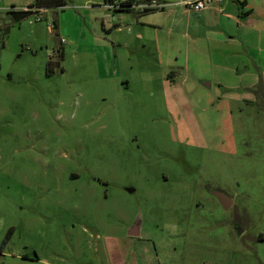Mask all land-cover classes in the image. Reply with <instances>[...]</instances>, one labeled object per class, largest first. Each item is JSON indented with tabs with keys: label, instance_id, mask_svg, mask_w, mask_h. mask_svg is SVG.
<instances>
[{
	"label": "rangeland",
	"instance_id": "rangeland-1",
	"mask_svg": "<svg viewBox=\"0 0 264 264\" xmlns=\"http://www.w3.org/2000/svg\"><path fill=\"white\" fill-rule=\"evenodd\" d=\"M35 1L0 0V264H264L258 89L189 103L106 0Z\"/></svg>",
	"mask_w": 264,
	"mask_h": 264
},
{
	"label": "crops",
	"instance_id": "crops-1",
	"mask_svg": "<svg viewBox=\"0 0 264 264\" xmlns=\"http://www.w3.org/2000/svg\"><path fill=\"white\" fill-rule=\"evenodd\" d=\"M151 1L166 7L147 14L138 10L110 11L112 15L108 17L118 23L111 24L110 31L122 33L121 25H127L128 33L137 36L145 47L154 46L159 64L166 71L167 85L171 87L181 80L182 86H189L190 90L182 95L188 97L189 103H195V92H201L197 86L207 91L213 83L221 88L234 85L239 93L236 97L242 102H251L245 97L256 89L257 97L264 98V0H222L200 13L185 6L196 0ZM114 40L98 52L103 58L102 68L108 71L111 63H118ZM108 51L114 58L106 54ZM122 84L129 87L131 82L126 79ZM212 102L210 97L209 106ZM219 103V108L225 105L230 109L227 97L219 99ZM204 106L201 111L206 113L209 106ZM229 114H233L232 110ZM205 140L212 143L213 138Z\"/></svg>",
	"mask_w": 264,
	"mask_h": 264
},
{
	"label": "trees",
	"instance_id": "trees-1",
	"mask_svg": "<svg viewBox=\"0 0 264 264\" xmlns=\"http://www.w3.org/2000/svg\"><path fill=\"white\" fill-rule=\"evenodd\" d=\"M113 1L114 0H106V4L112 3ZM150 1L151 0H129L128 3L121 5L122 9L117 10L116 12H129L131 10H134L132 9V6L134 4H141ZM65 6H66V0H36L35 4L30 8H28L27 10L11 11V13L15 16L17 20H21L27 15L31 13H39L41 10H44L45 8L58 9V8H63ZM152 11H157V10H147L141 14H147Z\"/></svg>",
	"mask_w": 264,
	"mask_h": 264
},
{
	"label": "built area",
	"instance_id": "built-area-1",
	"mask_svg": "<svg viewBox=\"0 0 264 264\" xmlns=\"http://www.w3.org/2000/svg\"><path fill=\"white\" fill-rule=\"evenodd\" d=\"M129 0H114L112 3L106 4V8L109 11L116 12L117 10L122 9L121 5L128 3ZM222 0H196L195 2H187L185 6L193 11L200 13L207 9L208 7L220 3ZM166 6L158 4L156 1L145 2L141 4H134L132 9L138 10L143 13L147 10H158L164 9Z\"/></svg>",
	"mask_w": 264,
	"mask_h": 264
},
{
	"label": "water",
	"instance_id": "water-1",
	"mask_svg": "<svg viewBox=\"0 0 264 264\" xmlns=\"http://www.w3.org/2000/svg\"><path fill=\"white\" fill-rule=\"evenodd\" d=\"M213 194L218 198L220 204L224 209L226 210L230 209L231 206L233 205V202L226 196V194L222 192H214ZM130 235L131 237H136L137 233L136 234L131 233Z\"/></svg>",
	"mask_w": 264,
	"mask_h": 264
},
{
	"label": "flooded vegetation",
	"instance_id": "flooded-vegetation-1",
	"mask_svg": "<svg viewBox=\"0 0 264 264\" xmlns=\"http://www.w3.org/2000/svg\"><path fill=\"white\" fill-rule=\"evenodd\" d=\"M223 193V192H222ZM227 196V195H226Z\"/></svg>",
	"mask_w": 264,
	"mask_h": 264
}]
</instances>
